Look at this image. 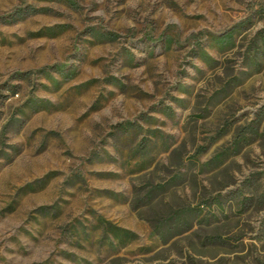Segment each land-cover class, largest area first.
<instances>
[{
	"label": "rangeland",
	"instance_id": "1",
	"mask_svg": "<svg viewBox=\"0 0 264 264\" xmlns=\"http://www.w3.org/2000/svg\"><path fill=\"white\" fill-rule=\"evenodd\" d=\"M0 264H264V0H0Z\"/></svg>",
	"mask_w": 264,
	"mask_h": 264
},
{
	"label": "trees",
	"instance_id": "2",
	"mask_svg": "<svg viewBox=\"0 0 264 264\" xmlns=\"http://www.w3.org/2000/svg\"><path fill=\"white\" fill-rule=\"evenodd\" d=\"M156 188H157V186L156 187H153V188H150V190H149V195H148V197L149 198H154L155 197V191H156Z\"/></svg>",
	"mask_w": 264,
	"mask_h": 264
}]
</instances>
